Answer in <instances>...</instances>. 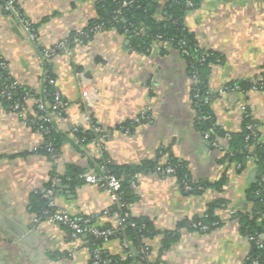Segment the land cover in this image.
Masks as SVG:
<instances>
[{
    "label": "crops",
    "instance_id": "0c3cea01",
    "mask_svg": "<svg viewBox=\"0 0 264 264\" xmlns=\"http://www.w3.org/2000/svg\"><path fill=\"white\" fill-rule=\"evenodd\" d=\"M106 1L20 0L15 13L0 6V58L30 92L24 115L0 104V264H90L86 236L73 237L67 226L43 217L63 211L92 218L99 229L118 228L114 207L119 204L108 190L87 183L85 175L104 171L96 161L105 155L115 165L136 166L154 160L162 149L168 151L162 164H184L203 188L189 193L174 176L137 175L132 183L137 200L129 205V215L150 220L155 233L135 250L146 253L147 264H246L252 247L239 218L254 209L248 191L261 168L255 158L244 169L231 160L220 163L224 153L196 128L194 83L180 49L154 42L140 51L118 30L99 29L87 45L46 55L72 33L84 31ZM184 23L201 48L220 55L208 75L216 124L240 133L245 109L261 125L264 143V88H244L264 76V0H201ZM49 75L66 104L64 116L53 121L68 135L57 158L39 151L44 137L29 121L38 101L47 100ZM93 125L107 133L100 150L92 143L78 145L71 135ZM79 180L85 181L73 184ZM198 217H204L206 231L184 226ZM170 232L180 237L166 249ZM123 240H109L105 250L132 258Z\"/></svg>",
    "mask_w": 264,
    "mask_h": 264
},
{
    "label": "trees",
    "instance_id": "16d2710c",
    "mask_svg": "<svg viewBox=\"0 0 264 264\" xmlns=\"http://www.w3.org/2000/svg\"><path fill=\"white\" fill-rule=\"evenodd\" d=\"M9 1L10 0H0V6L5 7V4ZM125 1L133 3L124 7L123 3ZM161 1H163L164 4L162 7H159ZM188 1L194 4L192 8L187 6ZM200 2L201 0H107L98 18L91 20L84 31L74 32L70 35L68 38L69 47H74L76 45L74 42L75 38H79L83 45L89 44L97 32L95 28L100 27L99 29L118 30L131 40V47L133 49L140 51H147L154 42L170 43L180 49L187 62L190 75L196 76L198 80V83L194 84L192 92L193 103L198 113L196 128L203 133L204 136L209 134L208 141L211 146L214 141L228 137L227 152L220 160V163L225 160H231L232 162L240 164V169H244L246 161L255 158L260 165L261 176L257 183L248 191V197L253 202L254 209L251 214L242 215L239 218L241 233L245 237L258 239L264 234V183L262 182L264 175V143L262 142L263 135L261 132V125L255 122L247 112L244 116L242 131L234 134L228 133L216 124L210 103L207 104L204 102L205 98L210 97L208 92V75L211 66L219 62L220 55L201 48L198 41L189 32L184 23L185 14L199 5ZM15 4L16 7H18L19 2ZM142 31L143 34H141ZM60 52L61 50H56L55 53L57 54ZM5 64V61L0 58V90L11 82H15L9 75ZM49 76L50 78H54L53 75ZM262 79L263 81L257 84H247L244 88H264V76ZM46 91L47 100L53 102L56 92L55 87L47 82ZM29 93L28 90H24L18 85L12 91V99H0V104L10 111H12V107L16 102L20 103L23 108L25 98ZM35 112L40 116L42 115L37 109ZM29 121L33 128L44 137V145L39 151L50 158L59 157L64 142L68 140L67 133L58 131L53 124H49L43 120L36 119L33 122V116L30 117ZM250 125H255V127L258 128L257 137H254L251 131L248 130L247 127ZM73 135L77 144L81 146L91 144L96 139L92 130L84 131L82 129H76L73 131ZM49 149H51V151H49ZM167 154L168 151L162 149L158 152L154 160H146L136 166L115 165L110 162L106 155L96 161L98 167L100 166L105 174L116 177L122 184L119 205H116L114 210L118 212L121 218H124L123 228L117 236L110 238V240L113 238L126 239L136 248L141 246V242L144 238L152 237L155 233L153 223L150 220L145 218H132L129 215V205L137 200L135 190L132 187V183L137 175H164L158 171V168L172 166L176 169L174 177L183 190L186 183L191 184L193 187V190L189 193H197L203 188L200 184L193 182L184 164L176 160H170L168 163L162 164L160 159ZM76 171L85 174V171L79 168ZM84 181L85 180H79L73 184L79 185L84 183ZM197 222H202L205 225L204 217L195 218L193 221L185 223L184 226L190 230L198 229L193 227V224ZM84 236H86V242L92 250L90 264H94L95 249L102 250L101 258L102 260L110 261L108 264H131L133 261L140 263L138 257L122 259L120 256L109 254L105 250L106 243L102 238L93 235ZM179 237L180 234L178 232L167 233L164 238L163 247L167 249L170 245L175 243ZM251 247L252 250L250 256L246 260V264H254V261H256L257 264H264V247L260 248L255 241L251 242ZM100 264H104L103 261ZM141 264L147 263L142 262Z\"/></svg>",
    "mask_w": 264,
    "mask_h": 264
},
{
    "label": "built area",
    "instance_id": "2783aa9c",
    "mask_svg": "<svg viewBox=\"0 0 264 264\" xmlns=\"http://www.w3.org/2000/svg\"><path fill=\"white\" fill-rule=\"evenodd\" d=\"M20 0H10L9 2H7L5 4L4 9L5 10H9L12 12H17V7H16V2H19ZM133 2H124L123 6H128L129 4H131ZM187 6L189 8H192L194 6V4L191 1H188ZM26 27L29 30V24L26 23ZM100 27L95 28V30H99ZM141 34H143V31L141 32ZM74 42L76 44H81V40L79 38H75ZM56 50H69V42H68V38L61 41L57 47L46 53L47 56L51 57L54 56L56 53ZM193 79V83L197 84L198 80L196 76H192ZM263 81V79H262ZM46 82H48L50 85H55V80L53 78L47 77L46 78ZM18 86V83L15 82H11L10 84L6 85L2 90H0V99H6V100H11L12 99V91ZM83 96L87 97L88 96V92L83 91ZM28 97V95L26 96V98ZM25 98V99H26ZM211 98L207 97L205 98L204 102L205 103H210ZM21 106L20 103L16 102L14 104V106L12 107V111L17 112L19 114L24 115V110ZM36 109L38 111H40L42 113V115H38V114H34L33 115V122L36 119L39 120H43L44 122H47L49 124H53L54 118L55 117H63L64 113L66 111V104L64 103L61 94L56 91L54 94V99L53 102H49L48 100L43 101L40 100L38 101L37 105H36ZM244 114H247V111L244 109ZM200 118V117H199ZM248 130L251 131V134L254 137L258 136V128L255 127V125H250L247 127ZM76 129L72 130L71 135L73 134V131H75ZM92 132L94 133V135L96 136V139L94 140V142H92L93 146H95L98 150H100L102 148V143L103 141L106 139L107 137V133L105 130H103L101 127L93 125L92 126ZM207 139L209 138V134H207L205 136ZM227 140L228 137H225V139H218L216 141H214L212 143V147L222 153H226L227 152ZM49 151H51V149H49ZM55 158V157H54ZM158 171L161 172L164 175H169V176H174L176 169L172 166H167L166 168H158ZM85 180L87 183L89 184H94L97 185L101 188H104L106 190H108V192H110L112 199L114 202H116L117 204L120 201V193H121V189H122V184L120 182V180H118L116 177L112 176V175H108L105 174V172L101 171L100 173H87L85 175ZM262 182L264 183V175L262 178ZM184 190L187 192H190L193 190V187L191 184L186 183ZM52 190H49L48 194H47V198L50 199L52 196ZM264 195V194H263ZM51 206L53 207V204H51ZM264 217V215H263ZM43 220L49 222V223H54V224H62L67 226L70 230H71V234L73 237H80V236H84V235H93L95 237L98 238H102L104 239V242L107 243L110 238L117 236L120 232V230L123 228V223H124V218L119 217V227L118 228H106V229H99L97 228L94 224H92V219L91 218H86V217H73L71 215H69L66 212L63 211H54V210H50L49 212L46 213V215L43 217ZM194 228H198L202 231H206L207 227L202 223V222H197L193 224ZM247 239L249 240V242H253L255 241L256 244L260 247L263 248L264 247V240L260 237L258 239H255L253 237H247ZM123 248L126 250L127 255L132 257V258H136L138 257L140 259V263H144L146 261V253L145 252H137L135 250V248L133 247V245L128 242L127 240H123ZM102 255V250L101 249H95L94 250V264H100L102 261L104 264H108L110 261L107 260H102L101 258ZM254 264H257L256 261H254Z\"/></svg>",
    "mask_w": 264,
    "mask_h": 264
},
{
    "label": "water",
    "instance_id": "95a60500",
    "mask_svg": "<svg viewBox=\"0 0 264 264\" xmlns=\"http://www.w3.org/2000/svg\"><path fill=\"white\" fill-rule=\"evenodd\" d=\"M60 186V185H59Z\"/></svg>",
    "mask_w": 264,
    "mask_h": 264
}]
</instances>
